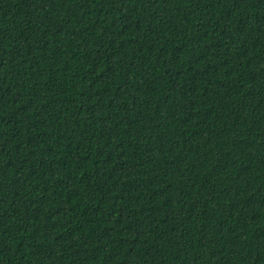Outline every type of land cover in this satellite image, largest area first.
I'll return each mask as SVG.
<instances>
[{
	"label": "trees",
	"instance_id": "16d2710c",
	"mask_svg": "<svg viewBox=\"0 0 264 264\" xmlns=\"http://www.w3.org/2000/svg\"><path fill=\"white\" fill-rule=\"evenodd\" d=\"M0 264H264V0H0Z\"/></svg>",
	"mask_w": 264,
	"mask_h": 264
}]
</instances>
